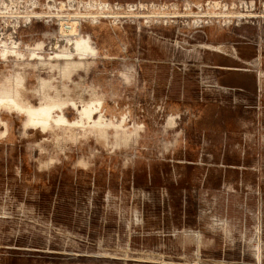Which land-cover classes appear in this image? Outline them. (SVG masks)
<instances>
[{
    "label": "rangeland",
    "instance_id": "obj_1",
    "mask_svg": "<svg viewBox=\"0 0 264 264\" xmlns=\"http://www.w3.org/2000/svg\"><path fill=\"white\" fill-rule=\"evenodd\" d=\"M15 85L0 264H264V0H0Z\"/></svg>",
    "mask_w": 264,
    "mask_h": 264
},
{
    "label": "bare ground",
    "instance_id": "obj_2",
    "mask_svg": "<svg viewBox=\"0 0 264 264\" xmlns=\"http://www.w3.org/2000/svg\"><path fill=\"white\" fill-rule=\"evenodd\" d=\"M75 47L78 50H87L89 47L84 41H78L75 43ZM5 108L10 111L12 109H17L24 111L28 119L31 121H36L41 125H47V111L45 108L32 109L28 105L24 104L21 100L19 90L14 87H8L0 91V109ZM81 114L85 115L87 118L90 117L91 110L89 108H83ZM127 136L123 141H126Z\"/></svg>",
    "mask_w": 264,
    "mask_h": 264
}]
</instances>
